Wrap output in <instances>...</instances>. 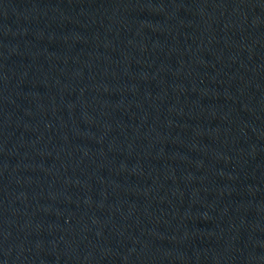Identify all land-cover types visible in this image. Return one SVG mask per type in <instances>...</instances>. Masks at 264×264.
Returning <instances> with one entry per match:
<instances>
[{"label": "water", "instance_id": "obj_1", "mask_svg": "<svg viewBox=\"0 0 264 264\" xmlns=\"http://www.w3.org/2000/svg\"><path fill=\"white\" fill-rule=\"evenodd\" d=\"M264 95V0H0V264H154Z\"/></svg>", "mask_w": 264, "mask_h": 264}]
</instances>
